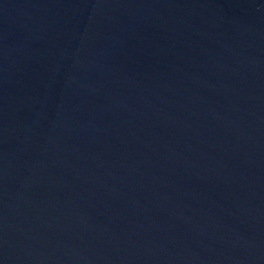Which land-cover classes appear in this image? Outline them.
Segmentation results:
<instances>
[{"label":"water","instance_id":"obj_1","mask_svg":"<svg viewBox=\"0 0 264 264\" xmlns=\"http://www.w3.org/2000/svg\"><path fill=\"white\" fill-rule=\"evenodd\" d=\"M0 264H264V0H0Z\"/></svg>","mask_w":264,"mask_h":264}]
</instances>
